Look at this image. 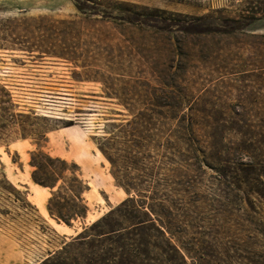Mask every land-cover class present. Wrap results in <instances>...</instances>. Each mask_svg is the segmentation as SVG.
I'll use <instances>...</instances> for the list:
<instances>
[{
  "label": "rangeland",
  "instance_id": "1",
  "mask_svg": "<svg viewBox=\"0 0 264 264\" xmlns=\"http://www.w3.org/2000/svg\"><path fill=\"white\" fill-rule=\"evenodd\" d=\"M120 14L128 21L110 19ZM136 14L146 15L148 21L137 23ZM170 16L174 22H163ZM36 17L67 22L58 26H84L80 30L83 57L73 66L0 50V85L8 92L11 104H1L8 107L7 114L0 111V117L4 114L9 121L1 123L0 119V215L14 219L13 227L0 219L2 252L13 244L14 264H37L67 244L54 264H114L116 250L109 237H87L83 245L68 244L80 232L79 224L67 228L47 219L40 203L46 201L48 193L33 187L38 186L30 182L27 166L28 153L38 145L49 156L78 167L89 187L85 225L126 198L113 185L108 164L92 138L101 135L105 124L129 117L118 101L104 98L99 82L74 79L77 75L108 76L125 83L113 88L128 93L125 102L129 107H149L151 102L138 96L151 93L153 87L164 104L204 110V120L200 121L207 125L208 133L205 152L181 156L174 148L161 150L143 162L141 172L130 171L134 186L158 191L157 202L163 206L167 222L172 223L171 230L179 240L173 244L180 252L148 234L143 238L142 255L134 254L133 248L131 256L124 259L132 262L137 255L136 264H192L182 248L191 251L202 243L206 253L214 255L216 263L211 264H224L225 252L249 253L256 264L254 254L264 248L239 235L248 220L241 208L247 207L237 195L231 175L232 164L247 163L251 156L255 174H264L260 137L264 132V70L257 54L259 42L264 41L259 37L264 34V0H0V26L8 25L4 20L11 18L14 26L31 25L21 20ZM192 19L202 20L190 22ZM239 20L255 26V31L208 27L244 26L231 23ZM133 26L191 27L157 32ZM235 128H240L242 135L229 132ZM45 129L41 140L31 135ZM242 148H250L252 155L242 154ZM256 185L260 186L259 182ZM15 197L19 201L13 209L10 201ZM25 201L31 208L26 219L18 210ZM250 202L257 211L258 199ZM248 216L252 229L259 217Z\"/></svg>",
  "mask_w": 264,
  "mask_h": 264
},
{
  "label": "trees",
  "instance_id": "2",
  "mask_svg": "<svg viewBox=\"0 0 264 264\" xmlns=\"http://www.w3.org/2000/svg\"><path fill=\"white\" fill-rule=\"evenodd\" d=\"M78 11L77 5L74 6ZM136 22L143 24L148 21V17L144 14H136ZM110 17V16H109ZM170 16L163 20L166 23L174 22ZM110 19L119 20L121 22L128 21L125 15H119ZM202 19H192L190 22H200ZM19 21V20H18ZM23 22H29L27 26H14V18L5 19L8 25L0 26V50L18 51L28 58H52L60 60L73 66H77L78 61L82 59L81 36L80 30L84 26H58L67 22L51 20L47 17H36L22 19ZM47 22V26L41 23ZM70 23V22H69ZM72 23V22H71ZM234 24L243 23L241 20L231 22ZM233 25V24H231ZM244 25V23H243ZM139 30L151 29L154 31H170L178 28L183 30L191 26H133ZM207 28V26H204ZM209 30L221 29L228 27V30L240 31L242 33H251L255 31V26L247 24L244 26H208ZM226 31V30H225ZM264 40V34L259 36ZM84 53V52H83ZM257 54L264 70V41L259 42ZM81 67V66H80ZM77 75V74H74ZM77 81L99 82L102 86V94L108 100H116L120 103L123 111L129 118L121 120L119 123H107L102 128V133L98 137L92 138V143L100 155L108 164L109 176L113 185L121 189L126 198L113 207H110L104 214L85 225L89 209L86 204L85 195L89 191L87 183L84 182L79 174L78 167L72 162H66L58 157H51L41 151L37 145L34 151L28 153L27 166L29 167V180L32 184L44 189L48 193L45 201L44 209L47 216L56 224H61L67 228L72 227L74 223L79 224L80 232L71 239L72 243H83L87 237L104 238L109 237L114 245V255L112 263H120L128 261L130 264H136L139 259L134 255L132 262L124 259L126 255L131 256L133 249L134 254L142 255L145 246L143 238L148 234L163 240L168 246L179 254L177 246L173 241L179 243L178 238L172 232V223L167 222L166 212H163V206L157 202L158 191L156 189H142L140 186H134L129 177L130 171L141 172L143 162L147 161L154 155L156 156L161 150L173 149L181 156H189L197 152H205L207 145V125L202 124L200 120H204L205 111L194 110L191 107L183 106V104L172 107L164 104L163 98L158 96L157 88H150L148 82H144V86L151 89V93H147L140 97L139 94H132L150 101L149 107H129L126 104L125 96L128 93L119 92L113 87L117 83L125 84L123 81L111 79L108 76L104 78H96L90 76L81 77L77 75ZM160 83V82H157ZM124 91V88L123 90ZM0 111L7 114V108L3 105L9 103L10 97L3 85H0ZM125 98V100L123 99ZM137 98V97H136ZM181 103V100H180ZM1 104H3L1 106ZM0 117L1 123L8 122L6 115ZM237 115V114H236ZM21 117V116H20ZM174 123V125H171ZM68 128V127H67ZM20 131L23 130L20 128ZM46 129L35 135L36 139H42ZM229 132L242 135L240 128H235ZM262 144H264V132L260 134ZM23 139L26 136H22ZM229 150L225 151L227 155H232ZM242 154L252 155L250 148H242L239 150ZM232 180L236 181L235 189L237 195L241 196V200L246 204V209L241 208L243 213L247 215L248 220L244 221L243 229L240 230V236L252 238L256 240L259 248H264V174H255L254 159L247 163H234ZM231 170V169H230ZM152 172V170H150ZM230 173V172H229ZM151 174V173H150ZM259 182L260 186L256 184ZM14 191V196L18 193ZM250 199H258L260 207L257 212L256 207L250 202ZM19 199L15 197L17 202ZM250 213L258 215V223L253 225L248 216ZM252 220V219H251ZM247 233V234H246ZM169 235V236H167ZM126 241L133 242L126 243ZM246 241L243 240V243ZM201 243V242H200ZM67 246L63 245L60 251L41 260L37 264H54L59 259L58 256ZM182 250L191 259L192 264H211L214 255L206 253L201 244H197L191 251L186 248ZM246 253V252H245ZM258 258L256 264H264V251L255 253ZM181 256V255H180ZM213 259H211V258ZM182 258V262L185 261ZM225 259L224 264H254L248 254H235L225 252L222 255ZM136 261V262H133ZM89 261L84 262L88 263ZM214 263V264H215Z\"/></svg>",
  "mask_w": 264,
  "mask_h": 264
},
{
  "label": "crops",
  "instance_id": "3",
  "mask_svg": "<svg viewBox=\"0 0 264 264\" xmlns=\"http://www.w3.org/2000/svg\"><path fill=\"white\" fill-rule=\"evenodd\" d=\"M10 186H11L12 189H14V187L12 185H10ZM33 187L36 188V189H38V190H44L42 188H38V187H35V186H33ZM10 202H11V208L14 209V200H11ZM28 203L25 201L24 206L18 207V210H21V211H19V212H21L20 213L21 214L20 216L24 217L25 219L26 218H29L30 215H31V208H30V206H29ZM44 205H45V202L42 201L40 203V208L42 209L43 213L46 215L47 219H49L50 221H53V220H51L47 216V214L45 212V209H44ZM1 218H4L5 223H6V221L9 222L10 223V227H13L14 226V219L13 218H11L10 220H8L9 218L5 214L0 215V219ZM4 221H2V222H4ZM54 224L56 226H62L61 224H56L55 222H54ZM3 255L5 256V258H4ZM0 264H14V246H13V244H11L9 247H6L3 250V252H2V249H0Z\"/></svg>",
  "mask_w": 264,
  "mask_h": 264
}]
</instances>
